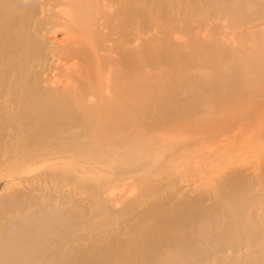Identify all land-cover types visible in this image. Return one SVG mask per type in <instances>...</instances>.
Masks as SVG:
<instances>
[{
  "label": "bare ground",
  "instance_id": "1",
  "mask_svg": "<svg viewBox=\"0 0 264 264\" xmlns=\"http://www.w3.org/2000/svg\"><path fill=\"white\" fill-rule=\"evenodd\" d=\"M4 185L0 264H264V0H0Z\"/></svg>",
  "mask_w": 264,
  "mask_h": 264
},
{
  "label": "rangeland",
  "instance_id": "2",
  "mask_svg": "<svg viewBox=\"0 0 264 264\" xmlns=\"http://www.w3.org/2000/svg\"><path fill=\"white\" fill-rule=\"evenodd\" d=\"M139 19L137 18V22H139L138 21ZM132 25V24H131ZM52 26H53V23H52V25H49L48 26V28H52ZM129 27V28H128ZM127 30L125 31V33H131V32H133L134 31V29L131 27V26H127ZM137 30H140V31H146V30H148L146 27L144 28V27H140V25L139 24H137ZM121 29L118 27V26H116L114 29H111V28H109V29H106V28H103V35H110V34H112V35H115V36H118L121 32ZM14 187H16V186H14ZM14 187H12V189L11 190H14V189H16V188H14ZM5 189H6V186L4 185V186H2L1 188H0V203L3 201V199H2V197H3V195L5 194ZM5 196V195H4ZM2 209V206H1V204H0V210Z\"/></svg>",
  "mask_w": 264,
  "mask_h": 264
}]
</instances>
